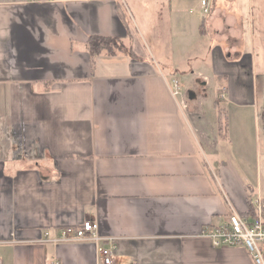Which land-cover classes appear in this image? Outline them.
<instances>
[{
  "label": "crops",
  "instance_id": "obj_1",
  "mask_svg": "<svg viewBox=\"0 0 264 264\" xmlns=\"http://www.w3.org/2000/svg\"><path fill=\"white\" fill-rule=\"evenodd\" d=\"M257 27L264 0H0L1 264H104L94 242L41 241L85 220L116 238L112 264H252L198 234L264 198L260 135L252 170L215 140L224 102L260 133ZM90 35L135 56L92 61ZM173 79L205 97L183 105Z\"/></svg>",
  "mask_w": 264,
  "mask_h": 264
},
{
  "label": "built area",
  "instance_id": "obj_2",
  "mask_svg": "<svg viewBox=\"0 0 264 264\" xmlns=\"http://www.w3.org/2000/svg\"><path fill=\"white\" fill-rule=\"evenodd\" d=\"M201 4L205 6L206 0H201ZM170 87L173 97L183 99L182 84L177 79L171 81ZM182 103L185 105L183 100ZM250 205L252 212L241 215L229 203L224 220L203 225L198 236L209 239L213 247L243 245L251 256L252 264H264V198L252 195ZM41 241L54 244L91 241L97 245L104 264H112L114 260L116 238L101 235L95 221L85 220L80 225L60 227L54 232L46 230Z\"/></svg>",
  "mask_w": 264,
  "mask_h": 264
},
{
  "label": "rangeland",
  "instance_id": "obj_3",
  "mask_svg": "<svg viewBox=\"0 0 264 264\" xmlns=\"http://www.w3.org/2000/svg\"><path fill=\"white\" fill-rule=\"evenodd\" d=\"M258 18V15H257ZM131 19V18H130ZM131 24H132V20ZM264 44V39L261 37V32L259 27H257V39H256V48L257 51L261 50L262 45ZM178 80V79H177ZM260 80V79H259ZM181 84L182 81H179ZM260 83V82H259ZM203 86H200L199 82L193 84L190 86V89L193 91L198 90V95H194L193 99H189V90H186L183 87L182 84V91H184L183 99L184 102L188 105H190L192 102V105H195L196 101L202 100L205 95L202 92L201 88ZM223 87V86H222ZM201 91V92H200ZM219 93L217 101H213L212 97L210 99H206L207 103L205 106L202 107V111L205 112L206 115H213L214 113V108L217 107L215 104L218 103L219 100H222L224 98V90L223 88L219 89ZM263 86L258 84V111H259V122H260V133L256 136L254 132V121L256 120L257 117H255L252 108H243V109H235L232 105H227L225 102L221 104L217 108H223V109H218L216 113V122H217V128H216V137L215 140H217L219 146H222L224 144L228 145V150L232 151L238 159H240L241 162L244 163V166L247 169L254 168V164L256 163V137H257V144H258V136L260 135V144L262 147V154H261V164L262 167L264 168V107H262V104L264 102V95H263ZM216 94V91L215 93ZM213 95V94H212ZM192 100V101H191ZM210 100V101H209ZM215 100V99H214ZM209 102H212L211 105H209ZM197 104V103H196ZM215 105V107H214ZM210 110L212 112H210ZM252 111V113L250 112ZM250 113V115H249ZM209 116H207L209 118ZM221 120V121H220ZM258 120V119H257ZM222 122V130L220 128V123ZM251 123V124H250ZM230 143V144H228ZM264 173V171H262ZM263 177V195H264V175ZM250 198V197H249ZM249 211V209H248ZM247 211V212H248ZM264 248V244H263Z\"/></svg>",
  "mask_w": 264,
  "mask_h": 264
},
{
  "label": "trees",
  "instance_id": "obj_4",
  "mask_svg": "<svg viewBox=\"0 0 264 264\" xmlns=\"http://www.w3.org/2000/svg\"><path fill=\"white\" fill-rule=\"evenodd\" d=\"M202 32V30L200 31ZM87 50L90 54L91 60L95 55L99 54L101 51H105L108 55H115L118 52L130 54L131 56H135L131 49L126 47L121 41L114 37H104V36H96L90 35L87 39ZM247 205L249 211L247 214L252 212L250 205V198L247 199Z\"/></svg>",
  "mask_w": 264,
  "mask_h": 264
}]
</instances>
